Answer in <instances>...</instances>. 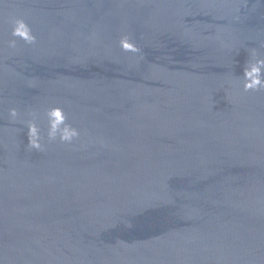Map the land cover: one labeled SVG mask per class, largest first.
<instances>
[{"label": "water", "instance_id": "1", "mask_svg": "<svg viewBox=\"0 0 264 264\" xmlns=\"http://www.w3.org/2000/svg\"><path fill=\"white\" fill-rule=\"evenodd\" d=\"M253 48L264 0H0V264H264ZM52 106L81 136L28 151Z\"/></svg>", "mask_w": 264, "mask_h": 264}, {"label": "clouds", "instance_id": "2", "mask_svg": "<svg viewBox=\"0 0 264 264\" xmlns=\"http://www.w3.org/2000/svg\"><path fill=\"white\" fill-rule=\"evenodd\" d=\"M10 24L11 39L7 41L9 48L16 49L18 40H22L27 45L36 44L37 37L23 17L11 18ZM119 47L125 52L138 53L140 51L138 45L126 35L120 38ZM238 79L242 83L243 92L245 93L264 91V53L256 48L251 49L249 59L243 69V75ZM28 115L31 117L30 119L21 120L17 108L13 107L9 110L11 122L23 123L28 129V151L44 152L47 147L45 139L48 142L59 140L64 144H72L81 136L80 128L69 122L68 114L61 106H52L45 109L44 115L47 119L46 136L37 123L39 119L38 112L30 111Z\"/></svg>", "mask_w": 264, "mask_h": 264}]
</instances>
